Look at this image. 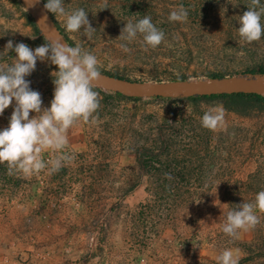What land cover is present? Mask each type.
Masks as SVG:
<instances>
[{
	"label": "rangeland",
	"instance_id": "1",
	"mask_svg": "<svg viewBox=\"0 0 264 264\" xmlns=\"http://www.w3.org/2000/svg\"><path fill=\"white\" fill-rule=\"evenodd\" d=\"M63 2L67 11L83 8L96 29L91 38L83 27L68 33L63 18L51 14L74 46L96 56L99 72L142 89L160 87L128 94L93 83L99 107L88 122L77 121L67 131L72 162L31 176L8 175L0 165V264H217L215 256L226 248L239 249V264H264L245 247L256 232L264 240V213L255 228L235 238L221 230L227 211L221 204L248 202L264 190V106L242 114L223 108V124L208 130L199 118L210 107H223L220 100L192 101V95L211 93L167 90L219 75L243 79L253 87L245 92L264 94V76L249 74L264 66V35L242 43L235 30L247 8L264 3ZM43 4L40 0L52 25ZM179 6L187 18L170 22L169 12ZM145 15L164 33L157 47L145 49L139 35L132 42L117 38L124 23ZM31 18L24 0H0V69L12 62L13 54L3 50L9 40L32 49L42 45ZM55 70L47 59L37 61L25 78L44 108L52 99ZM12 108L10 103L0 114V128L7 126Z\"/></svg>",
	"mask_w": 264,
	"mask_h": 264
},
{
	"label": "clouds",
	"instance_id": "2",
	"mask_svg": "<svg viewBox=\"0 0 264 264\" xmlns=\"http://www.w3.org/2000/svg\"><path fill=\"white\" fill-rule=\"evenodd\" d=\"M251 2L260 5V0ZM24 3L30 8L40 0H24ZM63 4V0H45L43 8L47 13L63 18L65 32H80L83 27V33L91 38L96 29L90 25L85 10L67 11ZM262 15L264 7H249L238 17L239 27L235 30L242 43L257 41L264 35ZM186 18L187 10L183 6L168 14L170 22ZM138 35L145 49L157 47L164 39L163 31L147 15L124 23L117 38L132 42ZM120 48L129 51L126 44H121ZM3 50L13 55L12 62L0 69V114L10 103L13 108L7 126L0 128V165L7 166L8 175L18 172L31 176L45 169L58 171L74 159L66 151L68 129L77 121L88 122L99 107L98 93L93 90V82L99 76L97 58L90 52H83L79 44L69 46L59 42L43 43L32 49L22 42L13 45L9 40ZM45 59L56 67L51 73L52 99L46 108L42 107L40 93L31 89V82L25 79L35 70L36 62ZM30 113L34 114L31 118ZM199 119L201 127L215 130L223 124L224 109L222 106L210 107ZM44 153L49 154L47 160L43 158ZM221 205L227 208L221 230L235 238L241 231H248L259 223V214L264 213V190L257 192L251 201L231 207ZM239 259V249L226 248L215 256L217 264H239Z\"/></svg>",
	"mask_w": 264,
	"mask_h": 264
},
{
	"label": "trees",
	"instance_id": "3",
	"mask_svg": "<svg viewBox=\"0 0 264 264\" xmlns=\"http://www.w3.org/2000/svg\"><path fill=\"white\" fill-rule=\"evenodd\" d=\"M262 3H264V0H260ZM44 3L45 0H42ZM49 18L52 22L53 27L56 29V31L61 35L64 42L69 46H74L71 39H69L66 34L60 29L58 23L54 19V17L49 14ZM30 25L34 30L35 36L40 40V42L48 43L45 39L42 31L37 26V23L32 18L29 19ZM250 75H261L264 76V66L259 67L257 70H252L249 72ZM99 75L124 81L127 83H133L129 80L122 79L120 77H117L116 75H113L108 72H99ZM212 80H223L224 77L219 75H211L209 76ZM181 80H177V82H180ZM189 100L192 101H200V100H207V101H213V100H220L222 102L223 108L228 112H234L238 114H242L243 112H246L247 110L253 108L254 106H264V94L260 93H254V92H224V93H212V94H203V95H192L189 97ZM255 228V227H254ZM246 249L250 250V253L254 256V261H264V240L260 239L259 232H256V235L252 238L248 244L246 243ZM248 257L244 259L247 260ZM252 259V258H251ZM249 259L248 261H250Z\"/></svg>",
	"mask_w": 264,
	"mask_h": 264
},
{
	"label": "bare ground",
	"instance_id": "4",
	"mask_svg": "<svg viewBox=\"0 0 264 264\" xmlns=\"http://www.w3.org/2000/svg\"><path fill=\"white\" fill-rule=\"evenodd\" d=\"M28 10L32 14L34 19L37 21L44 35L47 37V39L51 43H57V42L63 43L62 39L52 27L50 21L48 20V17L46 16L45 12L43 11V9L41 8L39 4L33 7H30V8L28 7ZM43 16H46L47 19L46 20L41 19ZM100 79L101 80L96 79L93 82L94 85L98 84L106 88H116L128 94L151 93V92H154L156 89H158V87H160L158 86L155 88L149 87L150 89L149 88L142 89V88H139V86L137 85L135 86L132 84H126V83L106 80L103 78H100ZM183 86L185 85L171 86V87H168L167 90L168 91H174V90L182 91L185 93H211L212 94V93H222V92H239V91L245 92L247 90H250V88H253L250 86V83H246L243 79H231V80H220V81L219 80H211V81L208 80V82L206 83L202 82V84L195 85V86L194 85L193 86L186 85V87H183Z\"/></svg>",
	"mask_w": 264,
	"mask_h": 264
},
{
	"label": "water",
	"instance_id": "5",
	"mask_svg": "<svg viewBox=\"0 0 264 264\" xmlns=\"http://www.w3.org/2000/svg\"><path fill=\"white\" fill-rule=\"evenodd\" d=\"M106 80H112V81H117V82H121V83H126V84H131V83H127V82H124V81H119V80H115V79H111V78H107V77H104ZM224 93V92H222Z\"/></svg>",
	"mask_w": 264,
	"mask_h": 264
}]
</instances>
